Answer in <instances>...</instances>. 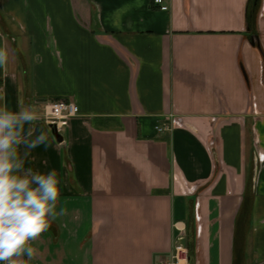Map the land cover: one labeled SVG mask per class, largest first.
Returning <instances> with one entry per match:
<instances>
[{"label": "crops", "instance_id": "0c3cea01", "mask_svg": "<svg viewBox=\"0 0 264 264\" xmlns=\"http://www.w3.org/2000/svg\"><path fill=\"white\" fill-rule=\"evenodd\" d=\"M0 0V104L39 106L66 213L28 264H264V0ZM78 113L59 142L45 102ZM167 123L169 127L159 131ZM26 258H16L24 264Z\"/></svg>", "mask_w": 264, "mask_h": 264}, {"label": "clouds", "instance_id": "9594fccd", "mask_svg": "<svg viewBox=\"0 0 264 264\" xmlns=\"http://www.w3.org/2000/svg\"><path fill=\"white\" fill-rule=\"evenodd\" d=\"M9 53L0 47V67ZM43 110L20 103L18 110L0 104V264H28L37 254L32 245L67 209L60 206L61 178L56 169L46 172L28 166L34 149L48 137L37 131Z\"/></svg>", "mask_w": 264, "mask_h": 264}, {"label": "built area", "instance_id": "2783aa9c", "mask_svg": "<svg viewBox=\"0 0 264 264\" xmlns=\"http://www.w3.org/2000/svg\"><path fill=\"white\" fill-rule=\"evenodd\" d=\"M155 4L162 10L169 9V5L165 0H153ZM45 121L50 125H55L59 132H63L64 128L69 125L70 119L77 115L78 106L75 102L67 99H55L46 101L45 104ZM169 127L167 123L158 127L159 131ZM189 250L186 244L178 241L172 248L170 257L162 262V264H189Z\"/></svg>", "mask_w": 264, "mask_h": 264}, {"label": "trees", "instance_id": "16d2710c", "mask_svg": "<svg viewBox=\"0 0 264 264\" xmlns=\"http://www.w3.org/2000/svg\"><path fill=\"white\" fill-rule=\"evenodd\" d=\"M258 4H255V1L250 0L249 10H248V17L249 19H253L257 13Z\"/></svg>", "mask_w": 264, "mask_h": 264}, {"label": "water", "instance_id": "95a60500", "mask_svg": "<svg viewBox=\"0 0 264 264\" xmlns=\"http://www.w3.org/2000/svg\"><path fill=\"white\" fill-rule=\"evenodd\" d=\"M50 127H51L52 133H53V135L55 136V138H56L59 142H62V141L64 140V136H63V134H62L61 132H59V131L56 129L55 125H50ZM182 243H186V240H185V239L182 240Z\"/></svg>", "mask_w": 264, "mask_h": 264}]
</instances>
